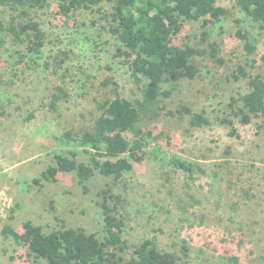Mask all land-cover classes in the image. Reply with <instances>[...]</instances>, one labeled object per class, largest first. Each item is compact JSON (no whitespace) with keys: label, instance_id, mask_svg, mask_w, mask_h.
Instances as JSON below:
<instances>
[{"label":"rangeland","instance_id":"obj_1","mask_svg":"<svg viewBox=\"0 0 264 264\" xmlns=\"http://www.w3.org/2000/svg\"><path fill=\"white\" fill-rule=\"evenodd\" d=\"M57 5L49 0L46 8L31 14L47 35L41 66L24 68L17 76L7 66L0 69V107L3 104L6 111L3 117L0 109V264H33L25 247L2 236L5 226L21 232L27 221L47 228H58L63 221L88 232L99 229V192L112 184L111 179L96 173L87 183L89 192L75 174L62 173L57 182L40 185L33 180L54 164L63 133L93 126L101 113L99 102L115 97L117 91L129 98L139 91L128 67L115 57L116 41L101 29L99 14L84 10L66 18L57 14ZM229 9L230 15L210 31V42L220 46L222 63L208 58L194 80L180 82L173 96L164 100L160 119L144 124L155 133L153 147L125 179V187H113L128 201L130 238L139 242L157 236L163 247L181 257L186 240L190 251L183 264H221L220 256L227 251L238 255L241 264H264V136L256 133L254 124H236L235 139L221 123L231 112L230 99L247 86L232 75L252 58L260 59L247 54L236 32L240 26L263 54L264 31L234 4ZM187 31L200 41L198 26L189 25ZM4 59L10 66L17 60L9 55ZM55 87H62L68 99L52 109ZM181 105L203 114L211 127L195 128L187 116L168 115ZM156 144L160 154L153 153ZM62 148L81 152L75 145ZM162 153L176 154L203 171L191 179L171 167ZM78 160L87 162L88 157L80 155Z\"/></svg>","mask_w":264,"mask_h":264},{"label":"trees","instance_id":"obj_2","mask_svg":"<svg viewBox=\"0 0 264 264\" xmlns=\"http://www.w3.org/2000/svg\"><path fill=\"white\" fill-rule=\"evenodd\" d=\"M56 2L57 14L66 18L84 10L99 14L101 29L116 41L115 57L128 67L139 91L134 98L117 91L115 97H106L99 102L101 113L94 118L93 126L80 132L68 130L63 133L58 138L62 145L54 153V164L43 171L40 178L33 180L40 185L42 181L57 182L62 173L75 174L79 185L89 192L87 183L96 173L111 179L112 184L99 192V229L88 232L84 228L69 227L63 221L58 228H47L27 221L21 232L5 226L2 236L25 247L27 259H32L33 264H183L190 251L186 240L182 246L184 257H181L163 247L157 236L139 242L130 238L128 201L121 193H115L113 187L120 184L125 187V179L133 173L136 164L144 161L149 146L153 147L155 133L144 124L160 119L166 110L164 100L173 96L180 82L194 80L208 58L222 63L220 46L210 42V31L230 15L229 5L234 4L247 21L264 31V0ZM48 4L49 0H0V69L7 66L17 76L24 68L41 66L39 61L44 57L47 35L42 24L31 14ZM189 25L199 27L200 33L196 36L200 41L188 35ZM236 38L243 42L248 55L260 59L252 58L251 63L240 66L237 74L232 75L237 82L246 81L247 86L230 99L228 109L231 112L221 119V123L230 129L229 135L235 139L239 138L236 124L244 127L254 124L256 133L264 136V53L240 26ZM6 55L16 58V63L10 66L4 59ZM258 61L263 66L255 65ZM109 82L107 80L105 84ZM62 99H68V94L62 87H55L51 108L55 109ZM0 109L1 116H6L3 104ZM168 115L187 116L195 128L211 127V121L203 114L184 105L174 112L169 111ZM71 145L80 148L81 152L62 148ZM153 153H161L157 144ZM162 154L171 167L179 168L191 179L203 171L176 154L170 157ZM80 155H86L88 161L78 160ZM189 197L194 204L198 203L192 195ZM220 262L241 264V259L227 251L220 256Z\"/></svg>","mask_w":264,"mask_h":264},{"label":"built area","instance_id":"obj_3","mask_svg":"<svg viewBox=\"0 0 264 264\" xmlns=\"http://www.w3.org/2000/svg\"><path fill=\"white\" fill-rule=\"evenodd\" d=\"M2 205H3V204H2V202L0 201V208H1Z\"/></svg>","mask_w":264,"mask_h":264}]
</instances>
